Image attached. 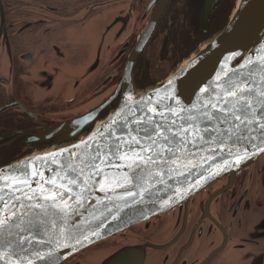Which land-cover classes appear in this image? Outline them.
<instances>
[{"label":"flooded vegetation","instance_id":"af4514ba","mask_svg":"<svg viewBox=\"0 0 264 264\" xmlns=\"http://www.w3.org/2000/svg\"><path fill=\"white\" fill-rule=\"evenodd\" d=\"M236 1L213 3L204 29L205 0H0V168L87 137L127 83L163 86L227 27ZM173 211L62 264H102L141 240L142 264H227L243 241L259 264L264 155Z\"/></svg>","mask_w":264,"mask_h":264},{"label":"water","instance_id":"95a60500","mask_svg":"<svg viewBox=\"0 0 264 264\" xmlns=\"http://www.w3.org/2000/svg\"><path fill=\"white\" fill-rule=\"evenodd\" d=\"M218 2L205 0L204 29L211 18L212 4ZM229 83L243 85L245 97L255 104V111L260 110L261 104L257 101L264 99V0H237L227 27L160 88L138 94L127 83L116 111L81 141L0 168V187L11 185L13 177L28 181L27 184L12 185L23 189V192H15L19 199L9 200L7 188L0 193L8 200L7 205L0 201V219L5 213L13 220L19 218L16 220L18 227L10 220L7 228H0V264H29V261L31 264H62L122 232L139 225L146 226L171 211L174 214V209L221 178L233 176L263 156L264 130L258 124H250L246 135L252 138L236 140L225 135L224 143L212 144L203 140L197 144L193 140L167 163L161 161L152 165L151 174L145 172L138 181L126 186L123 178L127 176L131 180L129 170L123 167V161L115 158H112V165L119 167L106 164L99 174L94 169H88L79 176L75 172L60 171L59 165L65 161L76 165L79 171L80 158L94 151L98 145L110 143L111 131L118 132L125 119L129 121L128 127L132 128L136 127L135 121L139 118L151 117L161 121L159 113H163L169 122L175 120L176 124H183L185 117L200 115L198 110L202 103L219 101L223 104ZM173 111L179 115L173 116ZM208 111L212 109L209 107ZM256 119L259 120V116ZM101 129L103 135L99 134ZM230 151L233 154L230 155ZM237 155L243 157L242 162L236 163ZM106 176L113 179L106 182ZM73 177L76 184L69 183ZM85 187L83 196H78ZM41 188L45 189V194L57 195L56 203L60 207H53L52 201L41 199ZM65 188L69 190L64 191ZM24 193H35L36 198L25 199ZM61 198L71 205L67 214L61 211L65 207ZM37 203L47 209L46 214L40 207H31ZM39 219L44 221L39 235L35 234V229L28 231L29 221ZM263 233L264 219L256 235ZM21 235L32 241L24 245L27 251H22L15 244H7V241H15ZM243 245H246L244 241L222 263L231 264L235 258L245 259L244 264H257L258 254L251 248L246 254H241ZM147 247L148 244L142 240L134 242L127 248L109 253L112 255L108 258L103 256L102 264H142ZM261 256L264 260V254Z\"/></svg>","mask_w":264,"mask_h":264},{"label":"snow or ice","instance_id":"6c2138e0","mask_svg":"<svg viewBox=\"0 0 264 264\" xmlns=\"http://www.w3.org/2000/svg\"><path fill=\"white\" fill-rule=\"evenodd\" d=\"M245 91L243 85L229 83L226 88L227 97L224 98L223 104L219 101H210L207 104L202 103L198 110L200 115L195 117L189 115L185 117L184 123L179 125L176 124L175 120L169 122L163 113H159L162 117L161 121H156L151 117L139 118L135 121L136 127L132 128L128 127L129 121L125 119L124 123L120 125L118 132L111 131L109 137L110 143L98 145L94 151L86 153L80 158L79 171H77L76 165L66 161L61 162L59 165L60 171L64 172L67 170L68 172H75L79 176L84 174L88 169H94L99 174L106 164L119 167V165H112V158H115L123 161V167L129 170L131 180L127 176L123 178L126 182L124 186H126L127 183L138 181L141 178V174L145 172L151 174L152 165H158L161 161L167 163L177 153L182 152L193 140H196L197 144L200 140H203L207 144H212L214 142L224 143L223 137L225 135L230 138L235 137L236 140L252 138L246 135L250 124H258L264 130V99L257 101V103L261 104V108L257 112L254 110L255 104L245 97ZM209 107L212 109L211 112L208 111ZM150 111H153L154 115L156 114L155 110L150 109ZM172 115L176 116L179 114L173 111ZM257 116H259V120L256 119ZM217 125H226L227 127L221 129ZM126 128L127 132H125ZM99 134L103 135V129L100 130ZM262 136H264V131H262ZM85 146L87 147V145ZM165 153H167V158H165ZM189 154L191 155L192 153L189 151ZM229 154L231 155L233 153L230 151ZM242 159L243 157L237 155L236 163L242 162ZM90 176L91 173H89ZM60 179H63V176H60ZM111 179L113 178L105 177L106 182H110ZM27 183V180L13 177L11 185L6 184L4 187H0V193L7 188L10 192L9 200L19 199V197L15 196V192H23V189L13 187L12 185H23ZM48 183H54V181H48ZM69 183L76 184V178H71ZM56 187H62V185H56ZM68 190L67 188L64 189V191ZM84 191H86V187L78 196L82 197ZM40 193L41 199L52 201L53 207H60L56 203L57 195L45 194V189L43 188L40 189ZM128 194L133 195L131 192ZM23 198L33 200L36 198V194L32 193L28 195L24 193ZM0 201L4 205L8 203V200H5L2 195H0ZM77 202H80L79 199ZM61 203L65 205V207L61 208V211L67 214L71 205H68L67 201H63L62 198ZM31 207H40L45 214L47 213V209L38 203L31 205ZM10 220H12L14 225L19 226L16 224V220H19L18 217L16 220H13L12 216L5 213L4 218L0 219V228H7V222ZM43 223L44 221L42 219L36 221L30 220L28 231L35 229V234L39 235ZM30 243L32 241L23 235L19 236L15 241H7L8 246L15 244L22 251H27L24 245ZM40 258L43 259L44 257ZM29 264H31V261H29Z\"/></svg>","mask_w":264,"mask_h":264},{"label":"bare ground","instance_id":"6f19581e","mask_svg":"<svg viewBox=\"0 0 264 264\" xmlns=\"http://www.w3.org/2000/svg\"><path fill=\"white\" fill-rule=\"evenodd\" d=\"M186 63H187V62H185L184 65H183L181 68H183V67L186 65Z\"/></svg>","mask_w":264,"mask_h":264}]
</instances>
